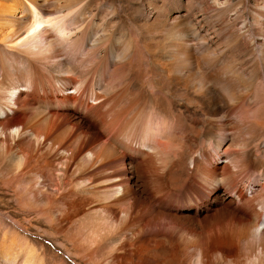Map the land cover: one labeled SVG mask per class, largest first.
<instances>
[{
    "label": "bare ground",
    "instance_id": "bare-ground-1",
    "mask_svg": "<svg viewBox=\"0 0 264 264\" xmlns=\"http://www.w3.org/2000/svg\"><path fill=\"white\" fill-rule=\"evenodd\" d=\"M250 1L0 0V187L92 261L219 264L227 242L235 264H264L247 187L252 144L264 158V0ZM214 131L237 158L196 155ZM218 186L246 219L221 222L225 207L188 235L186 211ZM2 242L0 264H39Z\"/></svg>",
    "mask_w": 264,
    "mask_h": 264
},
{
    "label": "rangeland",
    "instance_id": "rangeland-1",
    "mask_svg": "<svg viewBox=\"0 0 264 264\" xmlns=\"http://www.w3.org/2000/svg\"><path fill=\"white\" fill-rule=\"evenodd\" d=\"M113 1L116 3H121V2L123 3L124 2V0H113ZM250 2L253 3V0H251ZM124 12L126 13V12H128V10L125 9ZM125 18L127 19V17H125ZM68 68L69 67H65L63 70H61V68L58 69L56 71V74H58V77H61V79H63L65 77V75L70 73ZM64 85L66 87V84H64V82L59 81V83L57 84L58 90L59 89L62 90L63 88H65ZM74 87H75V84L68 85L67 90H69V92H73ZM214 133H210V134H212V136L208 134V136H211L210 139L208 136H206L209 140L207 139L203 143L200 144L201 150H199V153L196 155H198V157L200 159H202V161L203 160L206 161V154L212 153L214 155L212 161L215 163L218 162V160H219V162H223V161H227L228 158H237L239 156V154L236 153L237 149H236V145H235L236 141H234L235 137H233L234 135H229L228 136L229 138L227 137V139H225L224 141H220L219 142L220 147L217 148V146H216L217 142L212 140V139L214 137H218L219 134H216L215 131H214ZM213 134H214V136H213ZM203 144H208V145H203ZM234 146H235V148H234ZM254 146H255L254 144H252V146H251V148H252L251 149V155H252L253 159L257 160L255 163L257 164V167L259 168V170H258V173L253 177L252 180L247 181V183H248L247 187L249 188L248 194H249V196L253 195L252 193L258 194V197L261 198V201H262V200H264V185H263L264 180H263V178H261V179L259 178V176H261L259 173L262 174L264 172V170H263L264 158L255 149L256 146L255 147ZM200 151H201V153H200ZM220 160H222V161H220ZM191 185H192V183H190V187H191ZM189 188H186L185 190H187ZM223 192H224L223 187L218 186L217 190H215L210 197H208L207 199H205L203 201L201 208L199 209L200 212L196 208H192V209H189L186 211L184 216L190 217V218H193L196 220V223H192V224L187 223L186 225L182 226L183 228H185V230H187L188 235L197 234V235H202V236L204 235L205 236L208 228L206 227L207 225H206V223H204V220H206V218H208V217L213 216L218 211L226 209V208H227V211H230L231 213L227 217L228 219L222 215L219 218L221 220V222H226L227 224H232L235 221L242 222L243 220L246 219L247 213L241 209H237V208H239V205L231 204V201H230L231 198L223 200V197H224V195H222ZM28 209H29L28 207H20L18 204H16V202L13 201L8 194H6V190H4L0 187V223H1L0 224V243L2 241H3L2 245L5 242L8 244L10 243L9 246L7 244L8 247L5 246L6 243L4 244L5 247L4 246L2 247L4 249H1V254L6 253V254H9L8 256L11 257V254L13 252L15 254H18V253H16L17 251L20 252L24 247L27 246L29 249L32 248L33 250H35L36 256H37V253L39 254L37 256L38 260H39V261L37 260V263H39V264L40 263L41 264H95V263L98 264L100 262V261L97 262L98 260H96V259H95V261L89 260V258L87 256L83 257L84 252H82L80 254L81 248L78 247L77 244H75L72 241V237L75 235V232H72L70 229L67 230V227H68L67 224L61 223V225H60L59 222H58V224H57V222H51L53 224V226H55V227H52V225H50L51 224L50 221H48L47 218L45 219L44 216H42V215L39 216L32 209H29V210ZM31 211H33V212H31ZM243 215H244V217H243ZM42 217H44V218H42ZM263 218H264V215H263ZM2 222H3L4 226H3ZM59 225H60V227H59ZM8 226H9V229H8ZM58 227L60 229V232H59ZM218 227H219V225H218ZM6 228H7V230H6ZM11 228L13 230H15L14 232H16V233L18 232V233L15 235V233H13V230ZM55 229L58 231H56ZM4 230H6V231H4ZM63 232H65L67 235H65ZM6 234L7 235L11 234V235H10V237L8 236V238H7V237H5V236H7ZM68 234H69V236H68ZM12 236H14V237L16 236V238H14ZM25 236H26V239H24ZM13 239L16 241L15 242L16 244L14 243ZM221 240L222 239L220 238L219 242H220V244H223V243H221ZM20 243H21V245H20ZM28 244L30 247L28 246ZM71 244H73L74 247ZM13 245H18V246L15 249L14 248L15 246H13ZM75 245L77 246V248H75ZM10 246L12 247L13 252L11 250H9V249H11ZM218 247L220 249V251H218L219 252L218 255H220V254L225 255L222 253L227 254L225 256H222L223 258H225L224 260L220 259L221 256L219 257V259H220L219 264H235L236 260L241 259V258H243L242 261L245 260L244 256H241V257L237 256L236 247H234L232 245H228L227 242H225L223 245H218ZM17 248H19L20 250H18ZM32 249H31V251H33ZM9 251L11 254L9 253ZM33 253H34V251H33ZM230 254H232V255H230ZM235 254H236V256L234 257ZM12 255H14V254H12ZM39 256H42V257H39ZM67 256H69V258ZM193 256L190 257L189 260L192 261ZM81 257H83V259ZM39 258H41L42 261ZM43 261H44V263H43ZM101 263L104 264V262H100V264Z\"/></svg>",
    "mask_w": 264,
    "mask_h": 264
}]
</instances>
